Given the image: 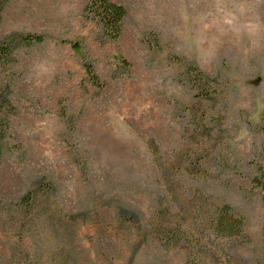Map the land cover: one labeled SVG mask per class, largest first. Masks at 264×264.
I'll use <instances>...</instances> for the list:
<instances>
[{"label": "rangeland", "instance_id": "1", "mask_svg": "<svg viewBox=\"0 0 264 264\" xmlns=\"http://www.w3.org/2000/svg\"><path fill=\"white\" fill-rule=\"evenodd\" d=\"M111 1L114 41L87 0H6L0 40L42 42L0 68V264H264V0ZM225 204L244 238L211 235Z\"/></svg>", "mask_w": 264, "mask_h": 264}, {"label": "trees", "instance_id": "2", "mask_svg": "<svg viewBox=\"0 0 264 264\" xmlns=\"http://www.w3.org/2000/svg\"><path fill=\"white\" fill-rule=\"evenodd\" d=\"M6 0H0V20L1 12ZM84 16L96 22L101 28V36L105 41L117 40L122 33L123 20L126 10L122 5L111 0H87L83 9ZM42 42V37L36 34H18L12 42L10 40H0V68L3 64L13 61V49L18 46H31ZM88 73H91L90 69ZM8 85L4 86L0 82V145L9 129V117L13 115V107L8 99ZM1 154V151H0ZM255 172L250 180L253 190H258L264 208V156L263 151L258 158L250 163ZM53 186L45 183L44 179L36 181L32 189L23 198L24 202H29L34 198L35 192L52 191ZM130 220V218H129ZM209 230L211 235L229 240H239L244 238L245 219L237 215L231 206L225 204L216 208L209 219ZM262 243L264 251V225L262 229Z\"/></svg>", "mask_w": 264, "mask_h": 264}]
</instances>
